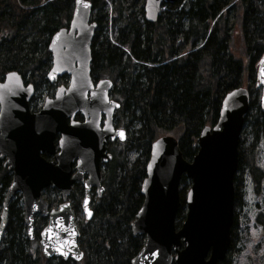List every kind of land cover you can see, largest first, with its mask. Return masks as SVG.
<instances>
[{"label": "trees", "instance_id": "obj_1", "mask_svg": "<svg viewBox=\"0 0 264 264\" xmlns=\"http://www.w3.org/2000/svg\"><path fill=\"white\" fill-rule=\"evenodd\" d=\"M74 1L0 0V83L7 73L15 72L24 85L32 84L31 113L40 109L45 98L54 96L58 85H66L65 78L54 84L47 80L52 67L48 45L53 34L68 27ZM87 1L96 24L89 75L94 84L110 81L108 98L118 104L113 121L126 138L112 149L111 161L102 167L103 193L90 202L91 220L81 216V185H72L66 200L76 218L81 261L44 258L37 241L47 220L35 217L34 239L29 241L21 196L16 194L8 204L0 264H131L145 240L132 235L130 224L143 203L140 187L152 142L165 135L175 138L182 158L191 162L198 136L217 123L223 98L244 87L250 108L237 148L234 223L225 260L218 263L235 264L238 252L248 243V233L240 227L242 183L249 175L256 194L264 187L256 162L257 149L264 144V103L256 80L264 57V0H178L163 4L155 23L145 20L144 0ZM235 41L240 58L232 53ZM245 139L250 141L247 147ZM11 179L12 173L0 159V215ZM189 186L183 177L176 229L186 216L184 198ZM41 195L49 210H57L62 203L60 194L50 187ZM258 216L260 220L262 214ZM262 232L252 264H264V224Z\"/></svg>", "mask_w": 264, "mask_h": 264}, {"label": "water", "instance_id": "obj_2", "mask_svg": "<svg viewBox=\"0 0 264 264\" xmlns=\"http://www.w3.org/2000/svg\"><path fill=\"white\" fill-rule=\"evenodd\" d=\"M177 1L144 0L145 20L155 23L161 6ZM91 13L89 1L75 0L68 27L52 35L48 45L52 67L47 80L53 84L66 75L69 81L66 87L57 88L53 98H45L37 112L29 111L32 84L24 85L15 72L7 73L0 83V159L12 173L0 215V246L8 204L19 194L29 241L34 238V217L47 219L38 236L40 251L47 260L81 261L78 228L66 199L71 186L83 181L82 213L90 221L89 192L95 189L98 197L103 193L99 160L111 159L105 154V141L125 140L124 131L112 129V115L118 104L108 98L110 81L94 85L89 75L90 47L96 30ZM257 68L256 80L264 103V57ZM249 101V92L243 87L223 98L218 121L198 136L197 154L191 162L184 161L175 138L165 135L152 142L140 187L143 203L130 224L132 235L145 240L131 264H218L225 260L234 223L237 148ZM79 113L84 120L76 123L73 119ZM102 113L106 120L100 129ZM45 153L51 161L42 157ZM84 175L86 179L82 180ZM183 177L190 181L184 198L186 216L176 229L181 203L178 188ZM47 187L61 195L57 210H49L41 195Z\"/></svg>", "mask_w": 264, "mask_h": 264}, {"label": "rangeland", "instance_id": "obj_3", "mask_svg": "<svg viewBox=\"0 0 264 264\" xmlns=\"http://www.w3.org/2000/svg\"><path fill=\"white\" fill-rule=\"evenodd\" d=\"M239 51L240 45L238 41H235L232 48L233 56L240 58ZM42 105L43 103L41 106ZM244 141V145L247 147L246 144H248L250 141H247V139ZM257 150L256 162L264 175V144L259 146ZM242 186L243 188H241L240 191V198H242L244 205L242 210L239 211L242 221L240 227L245 234L248 233L246 237V241L248 243L244 246V248H241L242 250L238 252L237 262L235 264H252V260L257 257L253 256L252 252L256 251L257 248L262 244L263 238L262 226L264 224V187L259 188V192L256 194V185L253 184V181L249 175L246 176ZM260 213L262 214V217H260V220H257ZM244 233H241V237L244 235Z\"/></svg>", "mask_w": 264, "mask_h": 264}, {"label": "flooded vegetation", "instance_id": "obj_4", "mask_svg": "<svg viewBox=\"0 0 264 264\" xmlns=\"http://www.w3.org/2000/svg\"><path fill=\"white\" fill-rule=\"evenodd\" d=\"M62 78H65V80H66V86H67V83H68V81H69V78H68V76H62V77H60V78H58V80L59 79H62ZM57 80V81H58ZM56 81V82H57ZM96 84V83H95ZM94 84V85H95ZM59 86H63V87H66L65 85H63V84H60V85H58L57 87H59ZM56 87V88H57ZM37 112V111H36ZM113 116H114V114L112 115V129H113V131L115 132V131H118V130H123L121 127H119V126H117L116 124H115V121H113ZM83 116H82V114L81 113H79V114H76L75 115V117H74V119H73V121L74 122H76V123H81V122H83ZM106 120V116H105V114L104 113H102L101 115H100V118H99V128L100 129H103V126H104V124H105V121ZM124 133H126V132H124ZM58 138H59V135H57L56 136V139H55V141H54V147H56V152H57V150H58V147H57V140H58ZM119 143H121L120 142V140L118 139V138H115L114 140H111L110 138H107L106 139V141H105V154H108L110 157H111V151H112V149H114L115 148V146H117V145H119ZM42 157L44 158V159H46V160H48V161H51L52 160V157L51 156H49L47 153H45V154H42ZM112 158V157H111ZM111 161V159H109V160H106V161H103V159L102 158H100V160H99V169H100V177H101V173H102V167L104 166V164H107L108 162H110ZM86 179V175H84L83 177H82V180H85ZM79 184V185H81V187H82V190H83V181H77V182H75L74 184ZM73 184V185H74ZM83 193H84V190H83ZM90 199H89V204H90V202L91 201H93L94 200V198L95 197H98L97 196V194H96V192H95V189H91L90 190ZM84 195H85V193H84ZM90 206H91V204H90ZM90 210H91V208H90ZM81 216H83V213H82V206H81ZM91 216H92V211H91ZM84 217V219H85V216H83ZM92 218V217H91ZM86 220V219H85ZM75 224H76V218H75ZM76 228H77V226H76Z\"/></svg>", "mask_w": 264, "mask_h": 264}, {"label": "bare ground", "instance_id": "obj_5", "mask_svg": "<svg viewBox=\"0 0 264 264\" xmlns=\"http://www.w3.org/2000/svg\"><path fill=\"white\" fill-rule=\"evenodd\" d=\"M71 22V21H70Z\"/></svg>", "mask_w": 264, "mask_h": 264}]
</instances>
